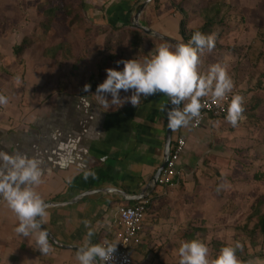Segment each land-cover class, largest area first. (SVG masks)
<instances>
[{
	"label": "crops",
	"instance_id": "0c3cea01",
	"mask_svg": "<svg viewBox=\"0 0 264 264\" xmlns=\"http://www.w3.org/2000/svg\"><path fill=\"white\" fill-rule=\"evenodd\" d=\"M243 1L152 0L138 16L140 24L176 41L183 40L179 33L182 17L188 31L198 30L207 17L211 18L205 35L217 32L216 43L211 52L205 49L201 54L200 70L207 71L217 62L225 64L231 55L233 66L228 70L235 83L233 93L243 95L246 101L243 118L236 127L225 116L211 118L199 128L189 125L172 130L171 144L177 136L186 140L178 183L172 188L152 181L163 161L167 116L161 108L170 107L168 97L142 96L136 108L125 102L119 108L106 109L95 95L98 84L106 79L107 68L122 70L123 64L117 61L143 58L156 45L167 42L154 34L136 32L133 21L140 7L134 9L137 2L125 0L123 6L110 4L104 9L105 22L94 25V29L111 33V45L103 52V36H99L102 47L97 44L92 49L93 45L85 41L86 50L95 52L89 57L95 66L78 73L81 81L64 69L72 61L71 54L61 56L51 48L59 43L56 39L48 38L43 44L34 39L19 56L13 53L15 44H8L9 53L0 64V94L9 100L6 106H0V151L41 161L43 175L36 190L49 213L43 227L57 243L49 238L52 251L47 254L35 249L32 238L16 233L18 220L0 199V264H78L77 249L88 231L85 220L95 230L92 243L108 240L118 244V207L144 200L147 211L143 226L130 246L133 264H178L181 240H224L232 235L233 222L241 223L239 217L244 214L235 199V189L244 185L238 177L246 172L230 162L240 161V155L248 153L241 142L253 136L250 122L263 120L257 112L264 107L258 102L263 97L264 79L262 88H255L251 78L257 79L262 73L264 61L260 50L248 75L242 63L248 61L247 68L253 63L243 47L254 41L236 46L242 48L239 53L224 50L229 23L218 26L214 20L226 6L245 5ZM261 5L264 11V3ZM82 10V19L88 22L92 21L88 16L98 15L95 11L87 13L85 7ZM220 20L228 22L224 17ZM120 33L126 36L123 40L116 38ZM6 39L0 36V51L4 52L1 48L8 43ZM119 48L125 54L118 52ZM86 83L91 86L89 92L83 90ZM131 94L120 92L122 98ZM105 95L111 100L110 93ZM243 127H248L245 133ZM248 210L247 220L257 221L258 216Z\"/></svg>",
	"mask_w": 264,
	"mask_h": 264
},
{
	"label": "clouds",
	"instance_id": "9594fccd",
	"mask_svg": "<svg viewBox=\"0 0 264 264\" xmlns=\"http://www.w3.org/2000/svg\"><path fill=\"white\" fill-rule=\"evenodd\" d=\"M214 47L215 34L205 35L198 30L187 42L181 40L174 45L160 43L143 58L117 61V64H123L122 70L107 68L106 79L98 84L95 95L100 98L103 107L109 109L119 108L125 102L136 108L142 96L148 98L163 94L168 97L171 107L164 105L161 110L166 112L168 127L173 131L189 126L201 116L203 98L210 97L213 102L228 99L226 120L236 127L243 118L246 101L243 95L233 93L235 83L227 65L217 62L210 65L207 71L200 70L201 54L205 49L211 52ZM90 88V84L86 83L83 90L89 92ZM121 90L131 91L132 94L122 98ZM108 93L111 100L105 95ZM8 103V98L0 94V106ZM42 175L41 161L37 158L0 151V199L6 202L18 220L16 233L32 238L35 249L47 254L52 251V245L48 230L42 226L48 223V205L36 190ZM83 223L88 231L83 244L77 249L78 264H106L113 259L117 243L108 240L92 243L95 230L90 221ZM241 248L239 242L226 244L215 257L210 258L205 241L181 240L178 264H242L237 256V250Z\"/></svg>",
	"mask_w": 264,
	"mask_h": 264
},
{
	"label": "rangeland",
	"instance_id": "374dc122",
	"mask_svg": "<svg viewBox=\"0 0 264 264\" xmlns=\"http://www.w3.org/2000/svg\"><path fill=\"white\" fill-rule=\"evenodd\" d=\"M123 1L125 0H0V36L6 37L8 41V43L1 48L4 52L0 51V64L2 60L5 59V53H9L7 47L9 45H17L23 38H26V42H29V44L34 39L41 40L42 44L48 38L51 41L56 39L59 43L56 44L57 46L51 48L56 50L54 53L61 56L71 54L73 57L72 61L68 62L66 64L67 67L64 69L75 74L74 78L81 81L82 79L78 77V73L85 70L90 71L93 69L92 67L95 66L93 60L89 58L94 57L95 52L92 53L90 50H86L85 41H87L88 45H93L91 48L94 49L97 44L101 46L102 41L100 39H102V37L99 38V36H103L104 45L103 47L101 46L103 52L110 47L111 33L107 34L105 29H94V25L105 22L104 9L108 5L114 4L123 6ZM131 1L133 4L137 2L134 9L144 2V0ZM151 1L152 0L149 2ZM261 3L263 4L264 0H244L242 4L245 5H228L218 13L217 18L214 20L218 26L227 25L229 23L227 26L230 28H228L229 31H227V35H230H228V39L225 40L227 45L223 46L224 50H234L236 53H239L238 51H241L242 48L236 46L244 44V42L247 41H254L251 45H248L247 48L243 47L248 60L253 63L251 66L249 65L250 68H247L249 64L248 61L247 63H245V61L242 63L241 68H244L247 72L253 70L252 68L256 63L255 60L260 50L262 52L261 59L264 61V46L262 47V45H264V11ZM52 7H56V15L46 16L48 10ZM83 7H85L87 13L95 11L98 15L88 16L92 18V21L89 22L86 19H82V15L85 14L84 10H82ZM102 12L104 14L103 16ZM223 17L224 19L227 18L228 22L226 20L222 22L220 18L222 19ZM37 26H39L40 29H37ZM234 27H236V30L240 28V31L233 30ZM216 33L217 32H215V36ZM125 37L123 33H120L116 38L117 40H123ZM71 43H75V45L72 46ZM39 48V45L36 46V49L40 51ZM118 52L125 54L120 48ZM108 54L109 53H107V55ZM231 60L233 59L230 55L229 59H227V63H225L228 69L233 66V61L231 62ZM261 78L264 79V67L257 79L251 78L253 87L262 88ZM258 92L260 91L256 93ZM253 97L256 98V95ZM258 102L264 106V92L263 97L258 98ZM259 109L261 112H257L258 115L260 113L258 118L262 117L264 120V107ZM253 115L256 116L255 113ZM263 120L261 122L257 120L254 123L250 122L253 136H251L249 141L241 142L242 146H244L242 149L247 148L248 153H242L240 155V161L234 160L230 162V164L232 163L234 166H239L246 172V174H239L238 177L244 185L240 184L235 189V199L240 202V207L244 213L239 217L241 223L233 222V233L224 240L206 239L203 237L200 239L207 243L210 258L215 257L219 249L224 245L239 242L242 248L237 250V256L242 261V264H249L250 261L251 264H264V235L255 228L256 221H254V218V220H247V218L249 219L250 217H245L246 211H249L248 209H251V215L260 216L264 213ZM246 129L248 130V127L242 128L244 133L247 131ZM241 138L245 139L246 137ZM251 140L253 141L251 142ZM234 188L235 186L233 189ZM251 193L253 195H251ZM255 208L256 211L254 210Z\"/></svg>",
	"mask_w": 264,
	"mask_h": 264
},
{
	"label": "built area",
	"instance_id": "2783aa9c",
	"mask_svg": "<svg viewBox=\"0 0 264 264\" xmlns=\"http://www.w3.org/2000/svg\"><path fill=\"white\" fill-rule=\"evenodd\" d=\"M230 99V98H229ZM204 107L201 116L195 119L190 126L199 128L211 118H223L227 115L228 99L213 102L210 97L203 98ZM186 140L177 136L170 146L166 164L162 168L157 182L167 188H172L178 183L179 160L184 152ZM147 211V201H140L135 205H121L117 209L118 223L121 227L120 241L116 245L113 259L106 264H133L131 244L141 231Z\"/></svg>",
	"mask_w": 264,
	"mask_h": 264
},
{
	"label": "trees",
	"instance_id": "16d2710c",
	"mask_svg": "<svg viewBox=\"0 0 264 264\" xmlns=\"http://www.w3.org/2000/svg\"><path fill=\"white\" fill-rule=\"evenodd\" d=\"M153 1H155V0H153ZM56 12H57L56 11V7L55 8L52 7V8H50V10H48L46 16H53L54 14L56 15ZM209 21H211V18L207 17L205 19V22L203 23V25L198 29V31H201L202 33H204V32L206 33L209 30L210 25H211V22H209ZM133 28H135L136 32H138L140 34H143V30L141 28L135 27V26H133ZM114 29H116L115 26H114ZM194 31H197V30L188 31L186 29L185 18L182 17L180 19V22H179V33L182 36L184 42H187L190 39V37H191V35L193 34ZM26 41H27L26 38H23L22 41L19 44L15 45L13 47L14 55L19 56V55L22 54V52L24 51L26 46L29 45V42L27 43ZM255 228H257L260 231V233H262L264 235V213L261 214L260 216H258V220L255 223Z\"/></svg>",
	"mask_w": 264,
	"mask_h": 264
},
{
	"label": "water",
	"instance_id": "95a60500",
	"mask_svg": "<svg viewBox=\"0 0 264 264\" xmlns=\"http://www.w3.org/2000/svg\"><path fill=\"white\" fill-rule=\"evenodd\" d=\"M150 0H144V2L140 5L139 9L137 10L135 16H134V25L135 26H138L140 27L146 34H154L156 35L157 37L167 41V42H171V43H177L179 41H176V40H173L169 37H166L164 35H161L153 30H151L149 27L147 26H144L142 24L139 23L138 21V16L141 12V10L143 9V7L149 2ZM171 107V105H170ZM171 135H172V130L168 127V123L166 125V139H165V147H164V155H163V161L160 165V167L157 169L155 175L153 176V184H155L157 182V179H158V176L162 170V168L164 167V165L166 164L167 162V159H168V156H169V152H170V145H171ZM43 227V226H42ZM49 233V232H48ZM49 238L54 242V243H57L56 240L50 235L49 233Z\"/></svg>",
	"mask_w": 264,
	"mask_h": 264
}]
</instances>
